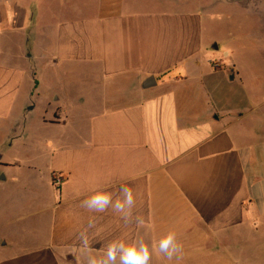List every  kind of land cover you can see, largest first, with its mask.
Returning a JSON list of instances; mask_svg holds the SVG:
<instances>
[{
  "label": "crops",
  "instance_id": "1",
  "mask_svg": "<svg viewBox=\"0 0 264 264\" xmlns=\"http://www.w3.org/2000/svg\"><path fill=\"white\" fill-rule=\"evenodd\" d=\"M66 1L51 12L49 0H0V264H85L77 234L90 223L94 254L169 230L182 258L150 264L238 252L264 222V52L239 47L264 44V0H230L231 52L218 57L207 5ZM121 185L142 224L80 207Z\"/></svg>",
  "mask_w": 264,
  "mask_h": 264
},
{
  "label": "clouds",
  "instance_id": "2",
  "mask_svg": "<svg viewBox=\"0 0 264 264\" xmlns=\"http://www.w3.org/2000/svg\"><path fill=\"white\" fill-rule=\"evenodd\" d=\"M80 207L90 212H105L109 208L120 215L125 223L142 224L139 214L134 215L135 198L133 190L125 185L119 188V195L113 199V193L99 188L93 189L92 194L80 202ZM90 223L87 228L77 234V243L85 264H150L153 253L163 255L167 260H180L183 256V246L179 242L177 233L169 230L151 246L140 238H115L107 242L103 248L92 251V242L89 238Z\"/></svg>",
  "mask_w": 264,
  "mask_h": 264
},
{
  "label": "rangeland",
  "instance_id": "3",
  "mask_svg": "<svg viewBox=\"0 0 264 264\" xmlns=\"http://www.w3.org/2000/svg\"><path fill=\"white\" fill-rule=\"evenodd\" d=\"M56 1V2H55ZM182 0H142L143 4L145 6L152 5V6H161L164 5V8L168 5L171 9H179L182 8ZM193 2H198L204 5L209 6L212 1L214 0H192ZM217 3V9H221L219 12L217 10H214V8H208L206 6V10L200 11V14L204 16L206 19L204 21L205 28L204 33L206 36L210 38H215L214 44L220 45L221 51L219 52H211L212 55H215L218 57V55L225 54V56H230L231 52V46H230V29H231V17H230V0H215ZM239 1V5L241 8V2ZM263 0H253L252 4L253 6H259L262 3ZM50 4H52V7H50L51 12L55 10V12L59 8H63V6L67 3L66 0H49ZM77 4L80 5V7H83L85 3L84 0H77ZM145 3H148L147 5ZM180 3V5H179ZM91 4V3H90ZM89 4V5H90ZM144 6V7H145ZM150 7V6H147ZM205 12V13H204ZM222 12V13H221ZM221 13V14H220ZM228 15L225 17V15ZM258 16V14H255V18ZM244 19L243 17H240L239 20ZM251 21V20H250ZM251 27L254 30L255 26L253 25L254 20H252ZM247 24V23H245ZM250 27V29H251ZM245 31V30H243ZM216 36V37H215ZM218 37V38H217ZM227 39V42L219 43L218 39ZM241 51L246 52H253V53H263L264 52V44L260 42H252L249 45H240L239 46ZM220 56V55H219ZM226 63H229L227 61ZM241 94V93H240ZM261 101H264V96L262 97ZM22 185L20 184L17 187V192L19 193L18 197H15V202L11 203V213L12 216H20L25 214L24 211L26 210L23 204L22 199H25V195L23 192ZM32 193V192H31ZM17 199H20V203ZM17 203V204H16ZM20 226L23 224V222H19ZM255 235L253 237H237L236 242L239 245L238 252L231 253L230 255L227 254V256H224L222 254V263L219 261V264H264V222L259 221L255 224ZM234 239V238H232ZM245 247V249H244ZM244 249V250H243Z\"/></svg>",
  "mask_w": 264,
  "mask_h": 264
},
{
  "label": "water",
  "instance_id": "4",
  "mask_svg": "<svg viewBox=\"0 0 264 264\" xmlns=\"http://www.w3.org/2000/svg\"><path fill=\"white\" fill-rule=\"evenodd\" d=\"M151 81H152V80H150V81L147 82V86L150 84Z\"/></svg>",
  "mask_w": 264,
  "mask_h": 264
}]
</instances>
